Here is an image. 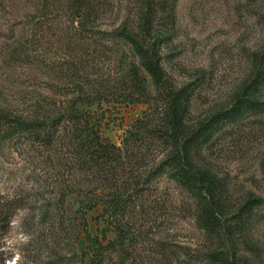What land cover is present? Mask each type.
Listing matches in <instances>:
<instances>
[{
  "label": "rangeland",
  "instance_id": "rangeland-1",
  "mask_svg": "<svg viewBox=\"0 0 264 264\" xmlns=\"http://www.w3.org/2000/svg\"><path fill=\"white\" fill-rule=\"evenodd\" d=\"M129 1L114 0V10L98 29L109 31L122 22ZM43 2L0 0V112L29 116L37 106L48 107L52 97L57 98L54 83L69 80L105 92L107 97L95 106V117L102 137L123 150L132 143L130 136L140 122L148 128L161 125L162 105L153 100L156 91L142 68L148 102L126 103L112 94L131 90L130 64L138 63L131 49L114 47L105 39L101 43L77 39L60 27L33 36L37 7ZM66 3L55 1L49 18H68ZM173 21L172 33L160 44L161 64L169 87L194 86L187 120L194 126L228 105L249 78L250 53L264 43V0H175ZM71 54L79 59L82 77L65 79L61 72ZM149 137L141 152L144 166L158 164L166 153L161 141ZM205 154L215 170L228 177L235 198L248 192L262 198L251 233L259 253L246 255L251 264H264V115L227 126ZM69 180L58 162L38 145L17 135H0V264H55L56 252L81 253L86 231L101 235L104 223L98 216L102 209L78 211L79 199L65 189ZM58 197L65 199L52 208L58 215L42 216L46 200ZM135 201L127 218L135 228L130 246L141 262L167 264L161 243L187 246L195 253L209 244L194 218L191 198L168 175L152 180ZM107 235L114 236L112 232ZM113 257L117 262L130 261L123 252Z\"/></svg>",
  "mask_w": 264,
  "mask_h": 264
},
{
  "label": "trees",
  "instance_id": "trees-1",
  "mask_svg": "<svg viewBox=\"0 0 264 264\" xmlns=\"http://www.w3.org/2000/svg\"><path fill=\"white\" fill-rule=\"evenodd\" d=\"M55 1L44 0L40 9L36 5L38 14L33 36L60 27L71 31L77 39L98 43L105 39L114 47L128 46L138 60L137 64L134 61L130 64L131 90L112 94L126 103L148 102L142 68L156 91L153 100L160 101L163 106L159 112L162 124L148 128L146 122H140L142 125L131 134L132 143L125 150L102 137L100 121L95 117V106H100L107 95L81 81L54 83L57 98L52 97L48 107L37 106L29 116L0 112L1 136L17 135L31 141L67 173L70 183L65 189L71 197L79 199L78 211L85 214L98 207L102 209L98 216L104 223L101 235L85 230L86 244L81 253L72 251L73 254L67 256L56 252L55 264L75 261L81 264H146L130 246L135 228L127 216L136 198L149 188L152 180L164 174L191 198L198 227L210 240L199 253L191 252L187 246L172 247L161 243L159 249L164 262L251 264L246 252L259 253L251 233L256 221L255 210L262 198L252 192L235 198L228 177L215 170L205 150L227 126L248 116L264 115V43L250 53L249 78L229 104L190 126L187 120L195 88L191 84L169 87L159 53L162 40L172 33L175 0L129 1L124 20L109 31L100 30L98 26L114 10V0H65L69 16L63 21L49 18ZM67 62L68 66L61 72L63 78L82 77L77 55H68ZM149 135L163 143L166 153L158 164L144 166L141 152L148 146ZM61 199L48 198L42 216H57L58 210L52 208L64 202L65 199ZM108 232L114 236L110 238ZM116 252L125 253L130 261H115L113 254Z\"/></svg>",
  "mask_w": 264,
  "mask_h": 264
}]
</instances>
